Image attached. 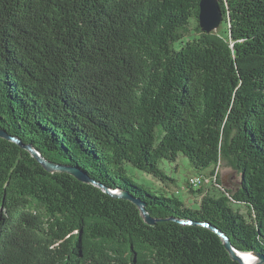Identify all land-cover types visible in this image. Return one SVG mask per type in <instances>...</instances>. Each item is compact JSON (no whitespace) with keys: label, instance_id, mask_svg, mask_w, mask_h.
I'll list each match as a JSON object with an SVG mask.
<instances>
[{"label":"trees","instance_id":"trees-1","mask_svg":"<svg viewBox=\"0 0 264 264\" xmlns=\"http://www.w3.org/2000/svg\"><path fill=\"white\" fill-rule=\"evenodd\" d=\"M219 1L206 34L200 0H0V129L156 220L0 139V264H240L202 223L264 256V0ZM180 156L198 206L168 195Z\"/></svg>","mask_w":264,"mask_h":264},{"label":"water","instance_id":"water-1","mask_svg":"<svg viewBox=\"0 0 264 264\" xmlns=\"http://www.w3.org/2000/svg\"><path fill=\"white\" fill-rule=\"evenodd\" d=\"M223 23H224V14H223L220 1L219 0H200L199 25H200L202 32L206 34H212L213 32L218 31ZM0 139H4L7 141L16 143L21 148L27 150L31 154V156L35 158L44 167V169L48 173H52V174L53 173H66V174L73 176L74 178H76L78 181L82 183L93 184L95 186H98L102 188L105 193L109 194L110 196L114 198H120L123 200H127L137 205L142 213L143 218L145 219V222L148 225H154L156 223V220H154L150 216L148 211L145 209V206L142 203V201L132 196L129 192L118 191V190H113V189L104 187L103 185L92 180L88 176V174L82 171L79 167H75L71 165L69 166V165H63V164H56L54 162L49 161L46 158H44L38 151H36V149L33 146L24 145L20 139L10 136L3 129H0ZM222 183H223V180H222ZM224 187L227 188L225 185ZM239 187H240V181L236 187L232 188V190L239 189ZM227 189H230V188H227ZM184 224L188 225L191 223L189 222V223H184ZM193 224H196V223H193ZM202 225L204 227L210 228L222 238L225 249L230 254L231 259L233 261H236L240 264H264V256L259 253H255V252L249 253L254 257L255 261L253 263L246 262L241 256L243 252H240L233 247L230 241V238L225 233L219 231L216 228H213L212 226H210V224L202 223Z\"/></svg>","mask_w":264,"mask_h":264},{"label":"rangeland","instance_id":"rangeland-1","mask_svg":"<svg viewBox=\"0 0 264 264\" xmlns=\"http://www.w3.org/2000/svg\"><path fill=\"white\" fill-rule=\"evenodd\" d=\"M223 28L224 25L222 24V26L220 27V31H222ZM159 168L162 171H164L167 176H169L172 180H174L173 185L171 184L170 187L167 188V192L169 193L168 195H171V193H173L172 191L178 190L180 192L179 195L181 199H183V201L187 206H191V207L198 206V203L200 202V197L199 196L195 197L189 192H185L183 189L187 185V182L190 177L199 175L201 173L202 174L207 173L209 172L210 169L201 172L197 171L192 167L190 161L184 156H180L178 161L175 163H171L166 160H163L159 163ZM126 170H127V175L136 184L146 186L153 193L159 194L158 192V190H160L159 188L161 187L164 188L165 184L155 180L151 176L146 175L142 171L134 168L129 164L126 165ZM220 170L224 185L230 189L236 187L240 181V174L237 171H235L233 168L229 167L228 164L224 163L223 161Z\"/></svg>","mask_w":264,"mask_h":264},{"label":"built area","instance_id":"built-area-1","mask_svg":"<svg viewBox=\"0 0 264 264\" xmlns=\"http://www.w3.org/2000/svg\"><path fill=\"white\" fill-rule=\"evenodd\" d=\"M209 179H199L198 177L196 178H192L190 180L191 184L194 185V186H199V185H203L204 183L208 182Z\"/></svg>","mask_w":264,"mask_h":264},{"label":"bare ground","instance_id":"bare-ground-1","mask_svg":"<svg viewBox=\"0 0 264 264\" xmlns=\"http://www.w3.org/2000/svg\"><path fill=\"white\" fill-rule=\"evenodd\" d=\"M201 179H203V178H201ZM241 256L246 262L253 263L255 261L254 257L249 253H242Z\"/></svg>","mask_w":264,"mask_h":264}]
</instances>
